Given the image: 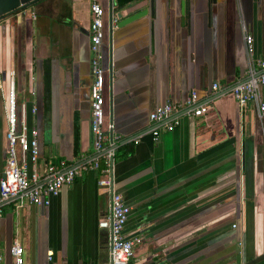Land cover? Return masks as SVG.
I'll return each instance as SVG.
<instances>
[{"label":"crops","instance_id":"0c3cea01","mask_svg":"<svg viewBox=\"0 0 264 264\" xmlns=\"http://www.w3.org/2000/svg\"><path fill=\"white\" fill-rule=\"evenodd\" d=\"M93 1L104 10V121L118 136L106 175L130 206L125 233L140 239L132 260L264 264V112L257 115L255 102L240 108L231 93L246 78L244 31L253 36V59L264 57V0H113L111 50L108 0H39L2 18L0 90L12 82L19 100L24 93L42 167L57 158L80 165L96 153L89 97ZM192 90L207 111L174 112L178 123L171 130L161 126L154 140L149 114L166 102H184ZM259 98L264 103V85ZM1 102L0 176L6 155ZM140 133L138 143L127 141ZM103 177L80 170L48 206L0 202V264H14L16 243L23 264H109V232L98 225L109 214L110 190L98 184Z\"/></svg>","mask_w":264,"mask_h":264},{"label":"built area","instance_id":"2783aa9c","mask_svg":"<svg viewBox=\"0 0 264 264\" xmlns=\"http://www.w3.org/2000/svg\"><path fill=\"white\" fill-rule=\"evenodd\" d=\"M90 49L92 53L90 68L92 81L89 87L90 97V130L93 135L95 156L80 165H68L65 159L57 158L40 166L39 131L27 122V103L18 102L14 84L11 82L7 90H0L2 110L5 123L4 138L6 141V155L3 175L0 176V202L15 200L16 208L25 205L48 206L52 196H57L61 189L73 183L82 169H96L105 177L100 178L98 184L111 190L112 183L108 175L112 168L111 158L117 147L113 134V124L104 121V76L102 65V43L105 36L103 15L104 10L97 1L90 5ZM2 19L0 18V25ZM243 40L248 56L246 78L233 85L231 93L240 108L249 102H255L257 115L262 116L264 103L259 98V89L264 85V57L253 59V36L244 31ZM213 90L218 84L212 85ZM30 94L34 96L35 90ZM197 92L192 90L182 103L166 102L156 106L149 114L153 123L150 133L157 140L160 127L171 130L178 120L171 117L174 112L199 116L207 111L206 104H198ZM30 112H37L34 100L30 103ZM111 133V135H110ZM144 133L129 138L128 142L138 143ZM103 164L104 167H100ZM1 214V207H0ZM130 214V206L122 194L112 190L109 200V214L102 217L98 225L108 230L109 264H140L133 261L134 246L140 241L138 236H128L125 227ZM235 226V225H234ZM14 264H23L22 247L13 244L10 248ZM52 252L48 253L50 257ZM1 259V257H0Z\"/></svg>","mask_w":264,"mask_h":264},{"label":"water","instance_id":"95a60500","mask_svg":"<svg viewBox=\"0 0 264 264\" xmlns=\"http://www.w3.org/2000/svg\"><path fill=\"white\" fill-rule=\"evenodd\" d=\"M39 0H0V18H4L9 14H12L18 10L24 9L28 6L33 5ZM112 24H113V0H108V36H109V48L111 50V41H112ZM112 72V54L110 51L109 58V73ZM111 76V75H110ZM111 135V133H110ZM113 162V158H111V163ZM3 175V173H2ZM111 183L113 185V176H110ZM113 187L110 190L112 192Z\"/></svg>","mask_w":264,"mask_h":264},{"label":"flooded vegetation","instance_id":"af4514ba","mask_svg":"<svg viewBox=\"0 0 264 264\" xmlns=\"http://www.w3.org/2000/svg\"><path fill=\"white\" fill-rule=\"evenodd\" d=\"M43 82H44V89H43V111H44V117L45 116L49 117L51 115V105H50V94H51V91H50V84H49V81H48V75L44 76ZM35 96H36V90H35L34 97ZM37 110H38V106H37Z\"/></svg>","mask_w":264,"mask_h":264},{"label":"trees","instance_id":"16d2710c","mask_svg":"<svg viewBox=\"0 0 264 264\" xmlns=\"http://www.w3.org/2000/svg\"><path fill=\"white\" fill-rule=\"evenodd\" d=\"M120 4H124L125 2H127L128 0H119ZM73 147H74V153H77L79 150V145H80V139H79V126L78 123L76 121V123L74 122V128H73ZM115 155V154H114ZM100 167H104L103 164L100 165Z\"/></svg>","mask_w":264,"mask_h":264},{"label":"rangeland","instance_id":"374dc122","mask_svg":"<svg viewBox=\"0 0 264 264\" xmlns=\"http://www.w3.org/2000/svg\"><path fill=\"white\" fill-rule=\"evenodd\" d=\"M18 102H21V103H25V96H24V93L23 94H20V100L18 99Z\"/></svg>","mask_w":264,"mask_h":264}]
</instances>
